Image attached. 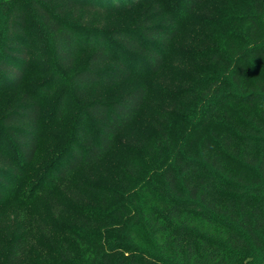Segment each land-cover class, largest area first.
<instances>
[{
	"label": "trees",
	"instance_id": "16d2710c",
	"mask_svg": "<svg viewBox=\"0 0 264 264\" xmlns=\"http://www.w3.org/2000/svg\"><path fill=\"white\" fill-rule=\"evenodd\" d=\"M0 264H264V0H0Z\"/></svg>",
	"mask_w": 264,
	"mask_h": 264
},
{
	"label": "rangeland",
	"instance_id": "374dc122",
	"mask_svg": "<svg viewBox=\"0 0 264 264\" xmlns=\"http://www.w3.org/2000/svg\"><path fill=\"white\" fill-rule=\"evenodd\" d=\"M191 21L193 22V20H191ZM34 24L36 25L35 26V31L37 33H39L41 26L39 27L38 20H36ZM192 26H194V25H192ZM39 36L41 37V35H39ZM86 56H87V54H83V55L80 56L79 62L77 64L78 68L82 67L85 64ZM38 59H40V58H38ZM39 62L41 63V61H39ZM70 72H71L70 70L67 71V73H70ZM126 88H127V86H123V85L122 86H113L111 88L110 87H105V88H103V93H104L105 96L107 95V96H110V97L112 96L113 97V96L119 94L120 92H123V90H125ZM73 97L75 99H77L76 100V102H77V101L82 100V98L84 96L83 97H81V96L79 97L77 95V96H73ZM149 98H150L149 103L145 105V107L142 110L140 118L137 120V122L133 126V129H134V131L136 132L137 135H142L145 132V130H147V128L149 127L148 122H153L154 118H155V115L152 112V110L150 109V107L152 109L154 107H155V109H157V102H155V101L158 98L154 97V93H152ZM71 105H74V104H71ZM153 105H154V107H153ZM74 112H75V109H72L70 112L67 111L65 113L63 119H58L57 120L58 127L50 126L51 122H50V124L46 123V125L44 127V132H45L44 140L42 141L41 151H40L37 163H36L37 166L41 165V164L43 165V163H45L48 160L49 151H51L53 149V147L55 146V145L52 144V141H53L52 137H56L57 139H61V140L64 139V141H65L66 134L70 130L71 121L73 119ZM46 119L48 120L49 118H46ZM48 121H50V120H48ZM123 137H121V138L123 139ZM121 142L122 143H120V145H118L120 148L123 147V142L124 141H121ZM118 154H119V152L116 153V155H118ZM122 158L123 157H120V158H118V160H121ZM38 174H39V172H35V171L31 172V174H30L31 177L27 178V181H26V183H28L27 184L28 186L30 185L31 182L35 181V178L37 177Z\"/></svg>",
	"mask_w": 264,
	"mask_h": 264
}]
</instances>
